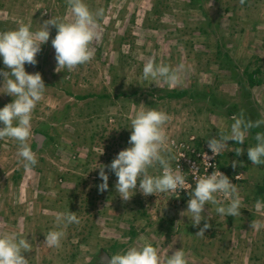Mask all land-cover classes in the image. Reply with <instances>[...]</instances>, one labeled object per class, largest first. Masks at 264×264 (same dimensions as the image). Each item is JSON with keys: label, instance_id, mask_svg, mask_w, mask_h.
<instances>
[{"label": "rangeland", "instance_id": "obj_1", "mask_svg": "<svg viewBox=\"0 0 264 264\" xmlns=\"http://www.w3.org/2000/svg\"><path fill=\"white\" fill-rule=\"evenodd\" d=\"M85 2L93 11L104 10L90 44L93 58L56 71L51 44L56 28L50 26L38 62L25 64L26 71H39L47 86L33 111L28 140L38 163L25 169L17 142L0 138V232L27 234L33 248L23 255L29 264H108L105 254L111 258L145 242L163 258L183 248L187 264H264V164L253 165L247 156L264 124L250 129L244 144L230 140L215 155V170L238 187L241 214L225 217L215 205H205L202 214L211 227L204 236L196 233L205 221L193 225L190 214L183 213L193 188L147 196L136 191L125 201L111 172L108 189L98 190L96 168L129 146L130 121L144 108L169 115L164 154L174 170L180 160L211 158L207 140L227 132L233 115L264 119V0ZM52 16L73 20L68 0H0V31L29 21L38 28ZM149 59L183 63L187 70L175 85L144 80L142 68ZM0 68L8 70L2 61ZM172 89L188 93L169 97ZM11 100L0 93V107ZM237 147L243 150L240 155ZM233 160L238 161L235 168ZM161 171L159 165L149 168L150 174ZM68 210L76 212L80 223L67 226L59 248H49L45 234L55 227L56 214ZM252 221L259 227L252 228Z\"/></svg>", "mask_w": 264, "mask_h": 264}, {"label": "clouds", "instance_id": "obj_2", "mask_svg": "<svg viewBox=\"0 0 264 264\" xmlns=\"http://www.w3.org/2000/svg\"><path fill=\"white\" fill-rule=\"evenodd\" d=\"M74 19L65 21L63 18L51 17L33 28L32 22L19 23L17 27L0 31V61L5 68H0V93L12 97L11 102L0 107V138L8 137L17 142V157L25 169L38 163L36 153L28 143L32 137L33 111L45 95L47 86L39 71H26L25 64L35 65L41 46L49 41L50 26L56 28V34L51 39L55 50L58 68L72 69L89 62L93 58L91 42L98 36V19L103 16V8L93 11L85 0H68ZM187 70L183 63L170 66L149 59L142 68L144 80L162 79L170 85L179 84L182 75ZM169 115L160 109L144 108L138 110L131 119V134L128 147L120 150L110 164L99 168L98 177L101 181L98 190H107L109 172L117 179L115 189L119 196L127 201L136 191L145 196L163 192H175L186 184V177L171 166V157L164 153L168 151V137L164 125ZM233 122L227 132L222 131L219 137L212 136L207 140V147L213 156L222 152L228 141L241 145L245 143L246 135L252 128H259L264 119H247L243 112L233 115ZM256 143L247 147L248 159L253 165L264 164V132L255 134ZM237 155L242 148L234 150ZM238 161H232V167ZM159 165L160 174H150L149 168ZM109 171H105V169ZM95 169V168H94ZM139 181V184H138ZM187 209L191 223L200 225L196 235L204 236L205 230L211 227L204 212L205 205H215L216 213L221 216L236 217L241 214L242 197L238 187L229 176L220 170L200 176L189 193ZM259 205V201L257 202ZM189 217L188 215H186ZM55 227L45 234V244L49 248H59L65 236L68 225L79 224V217L73 211H60L54 219ZM252 228L259 227L258 221H252ZM33 244L27 234L15 230L0 232V264H29L23 253L30 251ZM187 264L183 248L175 250L166 258L161 257L157 248L150 242L142 246L130 245L127 249L111 255L108 264Z\"/></svg>", "mask_w": 264, "mask_h": 264}, {"label": "built area", "instance_id": "obj_3", "mask_svg": "<svg viewBox=\"0 0 264 264\" xmlns=\"http://www.w3.org/2000/svg\"><path fill=\"white\" fill-rule=\"evenodd\" d=\"M201 161L199 162V160L196 158H190L188 160H180L177 161V165L175 168L176 170H180V172L183 171V173L187 174V176L190 175L191 177L189 179H192L196 182L200 176L208 174L209 169L212 168V172H213V170H215L218 165L215 156L208 158L206 155H204L202 164ZM188 168L190 171L187 170ZM184 187L185 188L191 187L190 182L188 180H186V185H184Z\"/></svg>", "mask_w": 264, "mask_h": 264}, {"label": "trees", "instance_id": "obj_4", "mask_svg": "<svg viewBox=\"0 0 264 264\" xmlns=\"http://www.w3.org/2000/svg\"><path fill=\"white\" fill-rule=\"evenodd\" d=\"M249 78H250V83L251 84H254L255 83V73L254 72H251L250 74H249ZM188 93V89H184V90H178V89H172L170 92H168L167 93V95L169 96V97H181V96H184L185 94H187ZM190 95H191V93H190ZM85 95H79V97H84ZM175 162H174V166H175ZM183 174V173H182ZM189 182H190V184L192 185L191 186V188H194V186H195V181L194 180H192V179H187Z\"/></svg>", "mask_w": 264, "mask_h": 264}, {"label": "water", "instance_id": "obj_5", "mask_svg": "<svg viewBox=\"0 0 264 264\" xmlns=\"http://www.w3.org/2000/svg\"><path fill=\"white\" fill-rule=\"evenodd\" d=\"M105 258L108 259V260H110V257H109L108 254H105Z\"/></svg>", "mask_w": 264, "mask_h": 264}]
</instances>
